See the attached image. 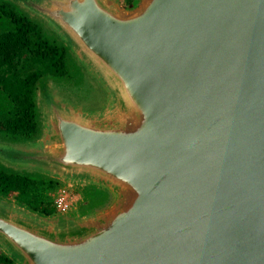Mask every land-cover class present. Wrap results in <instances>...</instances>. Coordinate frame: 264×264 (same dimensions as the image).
Wrapping results in <instances>:
<instances>
[{
  "label": "water",
  "instance_id": "water-1",
  "mask_svg": "<svg viewBox=\"0 0 264 264\" xmlns=\"http://www.w3.org/2000/svg\"><path fill=\"white\" fill-rule=\"evenodd\" d=\"M104 82L99 115L49 103L18 160L99 183L107 213L47 229L0 211L20 264H264V0H27Z\"/></svg>",
  "mask_w": 264,
  "mask_h": 264
},
{
  "label": "trees",
  "instance_id": "trees-1",
  "mask_svg": "<svg viewBox=\"0 0 264 264\" xmlns=\"http://www.w3.org/2000/svg\"><path fill=\"white\" fill-rule=\"evenodd\" d=\"M134 0H125L132 5ZM67 48L43 34L41 26L0 0V136L13 142L35 143L42 136L37 121L35 93L46 79L70 80ZM73 69V68H72ZM58 181L32 177L0 167V198L12 196L16 204L40 216L56 211L49 193ZM101 192H95L96 201ZM0 264H17L0 251Z\"/></svg>",
  "mask_w": 264,
  "mask_h": 264
},
{
  "label": "rangeland",
  "instance_id": "rangeland-1",
  "mask_svg": "<svg viewBox=\"0 0 264 264\" xmlns=\"http://www.w3.org/2000/svg\"><path fill=\"white\" fill-rule=\"evenodd\" d=\"M10 3L19 13L26 15L30 21L41 26L43 34L57 45L67 48V64L71 67V79L54 81L46 79L37 85L35 93L37 121L42 129L41 138L35 143L13 142L0 136V167L6 172L14 171L24 173L32 177L51 179L58 181L57 190L49 193L56 194L60 189L68 188L77 201L73 208L66 214L55 213L53 216L44 217L31 213L19 207L12 196L0 198V211L15 218L25 219L39 224L47 229L59 230L83 224L112 210L117 202L118 195L109 188L96 183L84 182L69 178L42 166L18 160L9 152L29 153L37 150L46 140L49 133V103L87 115H99L106 113L111 105L110 92L104 82L82 56L68 43L63 35L41 15L30 9L27 0H3ZM120 10L131 13L137 10L144 0H134L132 5H126L125 0H108ZM73 68V69H72ZM95 192L102 195L96 201ZM0 251L9 255L7 249L0 243ZM17 264H20L17 262Z\"/></svg>",
  "mask_w": 264,
  "mask_h": 264
},
{
  "label": "built area",
  "instance_id": "built-area-1",
  "mask_svg": "<svg viewBox=\"0 0 264 264\" xmlns=\"http://www.w3.org/2000/svg\"><path fill=\"white\" fill-rule=\"evenodd\" d=\"M76 201V197L68 188L60 189L56 194L52 195L53 206L58 214L69 212Z\"/></svg>",
  "mask_w": 264,
  "mask_h": 264
}]
</instances>
